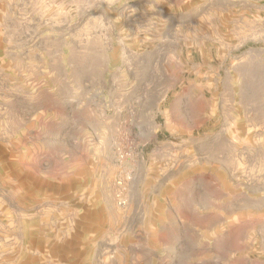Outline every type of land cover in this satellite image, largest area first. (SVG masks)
Here are the masks:
<instances>
[{"label":"rangeland","instance_id":"obj_1","mask_svg":"<svg viewBox=\"0 0 264 264\" xmlns=\"http://www.w3.org/2000/svg\"><path fill=\"white\" fill-rule=\"evenodd\" d=\"M0 264H264V0H0Z\"/></svg>","mask_w":264,"mask_h":264}]
</instances>
